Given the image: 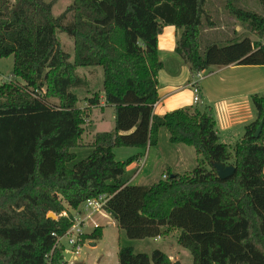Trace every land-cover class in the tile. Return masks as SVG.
Listing matches in <instances>:
<instances>
[{
	"label": "trees",
	"instance_id": "16d2710c",
	"mask_svg": "<svg viewBox=\"0 0 264 264\" xmlns=\"http://www.w3.org/2000/svg\"><path fill=\"white\" fill-rule=\"evenodd\" d=\"M57 1L0 0V57L13 55L15 80L11 75L0 85V264H70L57 239L72 226L74 211L100 194L109 195L105 209L129 238L178 231L193 264H264V95L251 96L256 117L234 152L220 140L212 105L154 112L164 25L183 30L176 51L189 64L199 100L205 98L200 76L213 66L264 65V41L211 42L206 29L217 22L206 0H73L55 15ZM240 2L222 5L264 37V15ZM59 33L73 39L72 53ZM89 66L102 67V89L86 102L97 106L104 94L115 124L83 144L91 109L78 105L75 89L87 84L77 69ZM163 128L172 144L195 149L198 165L185 173L170 169L151 185L130 183L127 167L158 145ZM120 147L141 151L118 160ZM213 161L235 171L220 178ZM102 235L99 225L82 242ZM118 258V264H173L160 249L148 254L133 246L121 247Z\"/></svg>",
	"mask_w": 264,
	"mask_h": 264
},
{
	"label": "rangeland",
	"instance_id": "374dc122",
	"mask_svg": "<svg viewBox=\"0 0 264 264\" xmlns=\"http://www.w3.org/2000/svg\"><path fill=\"white\" fill-rule=\"evenodd\" d=\"M72 1L73 0H58L53 7L54 14L59 15L62 13L67 8V6L72 3ZM244 1L246 7L245 9L257 11L259 14L264 15V11L262 10L259 0ZM212 5L213 3L210 4L209 7L212 8ZM206 8H208V6H206ZM211 17L215 22L218 23L219 27L224 26V29L228 28L233 32L235 28H239L238 36H233V34L230 33V30H228L231 35V40L249 36L252 41H264V37H261L258 34V31L252 28L248 20L241 21L234 15H228L227 13L223 16L212 14ZM208 31L214 34V39L209 41L226 43V40L224 39L225 37H223V31L219 29L216 31ZM206 37L207 36H205V34L202 36L203 43L208 42ZM59 38L66 51L72 53L74 49L73 39L66 33H59ZM71 59H73V57H71ZM13 66V55L0 57V85L5 81V79H3L4 76L11 77ZM77 71L81 76L85 77L87 81V84L76 88L75 91L80 97L78 105L81 108L86 107V109H89L90 107L91 109L90 111L88 110L89 114L85 120V131L82 135L81 141L83 144H88L93 141L96 132L113 129L115 124L113 117L114 110L112 107H110V105H108L105 110H102L99 105L92 107L88 106V103L86 102V97L91 96L93 93L102 89V67H79ZM12 79V81H15L13 75ZM16 80H18L19 83L24 84L22 79L19 78ZM53 100L55 101V99ZM235 143L236 140L229 144L230 150L232 152H234L233 148ZM133 149L134 148L131 147H121L116 149V158L118 160H124L128 158L131 154H133ZM168 149L171 151V154L169 153ZM182 149L184 150V153L182 152ZM175 150H177V153ZM81 151L83 154H86L88 153L89 149L86 147ZM143 160V165L139 170V166L135 163L136 165H133L131 170L129 168L128 172L125 174V178H128L129 175H133L132 173L137 172L135 178L132 181L133 184L151 185L162 178L163 173L168 172L170 169L176 170L179 173H185L187 171L193 170L198 165V155L195 149L192 146H187L184 144H172L169 141V132L164 128L160 133L158 146L147 148ZM95 225L103 226L102 237L94 240L87 239L82 244L80 253L72 257L70 261L71 264H118V250L123 246H133L136 252H145L148 254H150L154 249H160L170 256L173 264L176 262H180V264H193V256L190 250L178 243V231L172 232L168 236H162L159 239H132L127 236L124 229L118 226L117 222L108 212L104 214L94 213L93 217L87 220V226L85 227V230L87 232H91ZM92 242L95 243V245H91ZM61 244L64 248H69L66 236L61 239Z\"/></svg>",
	"mask_w": 264,
	"mask_h": 264
},
{
	"label": "crops",
	"instance_id": "0c3cea01",
	"mask_svg": "<svg viewBox=\"0 0 264 264\" xmlns=\"http://www.w3.org/2000/svg\"><path fill=\"white\" fill-rule=\"evenodd\" d=\"M244 2V0H241L240 4L246 8ZM212 3V8H210L209 5ZM206 6H208L206 9L210 15L223 16L226 13L231 15L223 7L222 0H206ZM216 25L212 28H207L206 31H216L219 29L223 31L224 39H230V33L233 36L239 35V28H235L232 32L231 29H224V26L219 27L218 23ZM228 30H230V33ZM182 31V28H177L174 25H165L158 37L159 57L163 62V67L159 71L158 85L161 99L156 103L154 112L159 115L177 108L197 104L194 100L197 93L192 86L193 78L190 76L189 64L176 51L177 41ZM200 84L205 98L200 99L198 103L204 102L212 105L217 120L220 140L228 144H231L235 140L237 142L243 136L246 125L256 117L251 96L256 93L264 95V65L231 64L213 66L211 73L200 77ZM101 96L99 106L102 110H105L108 105L104 102V94H101ZM110 107L114 110L113 105H110ZM131 148H134L133 154L141 151V148ZM175 151L177 153V150ZM182 152L184 153L183 149ZM169 153L171 154L170 150ZM143 161L140 163L136 162L139 166L138 170L143 165ZM136 164L133 163L128 166L126 172H128L129 168L131 170L132 166ZM171 170L177 172L176 170ZM136 173L134 172L132 173L133 175H129L130 183H132ZM160 237L156 238L159 239ZM91 245H95V243L92 242Z\"/></svg>",
	"mask_w": 264,
	"mask_h": 264
},
{
	"label": "built area",
	"instance_id": "2783aa9c",
	"mask_svg": "<svg viewBox=\"0 0 264 264\" xmlns=\"http://www.w3.org/2000/svg\"><path fill=\"white\" fill-rule=\"evenodd\" d=\"M7 78L9 77L4 76L3 79ZM194 100L195 102L199 101L198 95L195 96ZM163 177H166V175H163ZM109 198L110 197L107 194H100L96 197L89 198L84 202L83 207L80 210L74 211L72 226L66 231L63 236L58 237L55 244V246L62 245L61 239L64 236L67 237L69 248H65L64 252L70 253L69 259L66 260L68 263H70L74 255L80 253L81 246L83 244L82 234L87 232L85 230V227L87 226V220L91 219L94 213H106L107 211L105 209V206ZM62 214L65 216H69V211L65 210ZM97 226L99 225H95L94 228Z\"/></svg>",
	"mask_w": 264,
	"mask_h": 264
},
{
	"label": "water",
	"instance_id": "95a60500",
	"mask_svg": "<svg viewBox=\"0 0 264 264\" xmlns=\"http://www.w3.org/2000/svg\"><path fill=\"white\" fill-rule=\"evenodd\" d=\"M260 131H261V127L258 128L254 136L258 137ZM212 165L216 169V172L220 178H227L235 171V166L233 164H226L224 162L213 161ZM49 216L56 217V215L53 212H50ZM64 257L65 260H68L70 257V253L64 252ZM175 264H180V262H176Z\"/></svg>",
	"mask_w": 264,
	"mask_h": 264
}]
</instances>
